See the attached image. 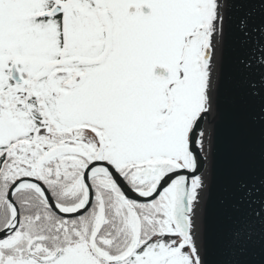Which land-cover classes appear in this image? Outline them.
Listing matches in <instances>:
<instances>
[{
	"label": "rangeland",
	"instance_id": "rangeland-1",
	"mask_svg": "<svg viewBox=\"0 0 264 264\" xmlns=\"http://www.w3.org/2000/svg\"><path fill=\"white\" fill-rule=\"evenodd\" d=\"M112 1L111 8L117 13L116 18L124 20L127 25L125 28L120 27V24L115 26L117 30L113 34L108 31L106 16L103 20L97 14H91L89 18L83 16L86 32H81L83 28L78 21L80 17H74L81 30L76 33L75 40L83 38L95 42L101 38L103 46L106 47L103 56L110 66L101 74L94 73L90 78L86 77L80 88L68 84L69 81L78 82L83 78L82 72L69 66L68 61L75 56L70 55L68 60L52 67V89L57 100L59 125L75 129L74 144H62L60 141L55 143V139L52 140L51 137L56 125L51 122L45 123L43 135L42 129L35 133V144L47 148L48 152L43 153L46 158L55 156V161L60 163L61 168L59 171L55 170L56 174H62L64 181L70 182L60 184L57 189L59 194L69 193L66 196H70L71 193L80 192L77 201L71 204L70 208L81 205L84 200V191L80 184L81 172L77 173L78 168L81 169L79 164L84 162L83 160L91 161L96 158L97 151L100 152V157L114 168L122 172L124 169L131 185L141 191L151 189L157 178L158 168L166 163L167 159L175 161L166 163L167 170L177 168L178 163L188 168L189 125L193 117L203 110L204 105L211 99V95L207 94V83L199 58L206 36L209 35L211 46L216 44L218 39L219 34H214V0ZM130 1L148 2L154 6L155 12L146 18L128 17L125 12L119 14V7L125 8ZM34 4V0H0V70L10 66L16 43L21 42L28 48H37L38 43L42 42L38 33L25 35L27 31L25 32L23 26L31 15L28 9ZM219 20L221 21L220 15ZM106 39L111 43H105ZM63 44L65 53L70 54L76 46L84 47L89 43ZM93 44L96 50L101 43ZM39 48L41 47L38 46L37 51ZM155 59L172 67L170 78L165 81H153L149 76L150 64ZM44 71L40 66L34 69L33 73L40 75ZM30 92L27 84H14L8 91L0 92V143L15 140L26 134L29 121L20 112L18 105ZM201 136V146L205 151L204 133ZM31 160L33 162L23 168L30 171H19L17 174H38L36 159ZM102 172L101 175L93 177L94 201L89 214L58 224L74 238H79L86 230H99L105 222L102 217L105 215V206L110 204L112 212L119 217L121 227L118 230L129 232L124 234L128 238L126 244L121 246L125 238L117 248V254L121 256L133 245L141 243L149 234L155 237L157 231L152 228L151 231L148 230L147 221L144 224L140 219L142 217H138L139 210H142L140 205H127V208L120 196H117L120 202L118 205L106 199V196L112 198L116 191ZM200 176L192 179L190 192L192 202L198 205L202 187ZM166 197L161 195L157 201L150 204V211L144 210L150 214H158V208L161 207L166 217L161 219L162 223H166L165 227L161 225V232L173 233L175 230L169 217L170 200ZM108 236L113 239V244H110V240L106 241L108 246L114 247V243L118 242L117 238L115 237L114 241L111 235ZM172 237L162 244L165 251H161V257L148 255L151 256V264H197V248L192 242L179 234ZM76 245L77 241L71 243L72 258L78 264H84L87 257L85 254L81 256V251L74 250L79 248ZM8 261L10 262L9 256L5 262Z\"/></svg>",
	"mask_w": 264,
	"mask_h": 264
},
{
	"label": "water",
	"instance_id": "water-1",
	"mask_svg": "<svg viewBox=\"0 0 264 264\" xmlns=\"http://www.w3.org/2000/svg\"><path fill=\"white\" fill-rule=\"evenodd\" d=\"M126 11L150 16L154 7L146 2L129 3ZM58 12L55 6L41 15L51 17ZM209 39L207 35L200 55L203 70L213 55ZM215 57L211 99L188 129L189 169L179 164L178 170L158 171L153 189L143 193L133 190L108 162L97 158L83 171L85 199L75 208L56 203L41 181L18 178L7 190L12 216L0 230V239L9 235L19 221L13 199L16 190L32 187L55 214L77 217L91 206L93 190L89 178L102 168L124 198L136 202H149L174 186L170 219L176 232L191 241V178L200 176L208 164L197 264H264V0H221ZM149 73L157 79H167L172 70L165 63L153 61ZM10 79L14 83L24 80L16 60L10 65ZM205 123L210 127V142L204 151L199 139Z\"/></svg>",
	"mask_w": 264,
	"mask_h": 264
},
{
	"label": "trees",
	"instance_id": "trees-1",
	"mask_svg": "<svg viewBox=\"0 0 264 264\" xmlns=\"http://www.w3.org/2000/svg\"><path fill=\"white\" fill-rule=\"evenodd\" d=\"M42 9L44 8L39 7V9L32 11L29 18L23 24L25 32L27 31L25 35L28 33L31 35L39 34L42 41L37 45V48L38 46L41 47L39 48V51H37L36 47L28 48L27 45L19 42L15 44L11 54L12 59H16L18 66L24 75L25 79L22 85H29L31 90L30 94L24 97L18 105V109L25 115L29 124L25 135H22L15 140L0 143V229L6 225L10 218V208L5 197L6 191L13 180L22 176L21 174H17L19 171H30L24 170L23 168L28 167V165L33 162L31 159H36L35 164L38 167V174L32 173L30 175L43 181L47 185L53 198L58 203L62 205H71L74 204L77 201L78 196H80L79 191L71 193L72 195L70 196H66L69 193L66 195L59 194L57 189L60 187V184L65 185L70 182L64 181L62 174H56L55 170L59 171L61 167H59L60 163L55 161L57 160L55 156L54 158H46V154L43 153H46L47 148H41L39 145L35 144V133L37 130L42 129L41 134L43 135V127L46 122H51L56 125L51 137L52 140L55 139V143L60 141L62 144H74L73 132L75 131L73 128H65L59 125L57 100L54 90L52 89V82H54L52 76L54 75V69L52 68L53 65L58 61L63 62V60L70 56L65 53L63 43H49L54 40L58 42V40L61 39L59 32L61 15H56L54 17L40 16L39 11ZM53 26L58 28V31H56L54 35H52L50 30ZM93 48L94 45L90 43L85 47V53H80L81 48H79L76 51V54H78L77 56L94 57L97 54H92ZM40 66H42V69L45 71L40 75H35L33 70L38 67L40 68ZM84 67L89 68L87 73H89L90 75H88L91 77L95 70H91L88 65ZM0 71V92H6L14 85V83L9 76V67ZM68 139H70L69 142L65 143ZM126 179L128 180L127 177ZM92 182L95 183L93 180ZM49 184H52L53 186ZM133 187L137 188L136 186ZM109 193L112 195L111 192ZM106 199L111 201L118 200L117 197L109 198L108 196H106ZM14 200L18 204L20 212V226L18 230L16 229L14 233H12L15 234L14 237L12 236L13 243L0 245V264H4V260L8 256L18 252L14 247L19 246L20 241L26 237L27 232H30L31 236H34L36 232H39L40 238L50 239L51 236V238L56 240L60 239L62 234H70L59 226L58 222L77 220L76 218H61L52 213L41 196L31 188L18 190L14 194ZM155 201L145 204L134 203V206H141L140 209L142 210H139L138 217H142L140 219L144 224L147 221L149 226L148 230L151 231L152 228V230L155 229V231H157L155 237L154 235L149 234L139 246L140 251L138 253L141 252L140 254H142L146 251V256L143 255L144 257H141V259L145 258L143 262L141 260V264H151V256H148L150 254L156 255V258L161 257V251H165L162 244L167 242L170 238H173L172 236L178 235L175 231H173V233L161 232V225L164 227L166 226V223H162L161 221L162 217L166 218L165 214L161 211V207L158 208V214L152 213L153 215L144 210L147 209L150 211L148 207H150V204H153ZM105 207V215L103 216L105 222L101 224L99 230H101V232L109 233L107 236L111 235V237L114 238V241L115 237L117 238L118 242L117 244L116 242L114 243V248H119L122 240L126 238L124 244L121 245L124 246L128 239L124 234L129 232L118 230L121 227L118 222L119 217L112 212V206H110V204H107ZM151 224L153 225L152 227ZM140 228L142 229L143 227ZM20 232L26 233L25 235H22ZM66 238L72 239V236L68 235ZM168 246L169 245H167V247ZM111 248L113 247L111 246ZM131 264L134 263L132 262Z\"/></svg>",
	"mask_w": 264,
	"mask_h": 264
},
{
	"label": "flooded vegetation",
	"instance_id": "flooded-vegetation-1",
	"mask_svg": "<svg viewBox=\"0 0 264 264\" xmlns=\"http://www.w3.org/2000/svg\"><path fill=\"white\" fill-rule=\"evenodd\" d=\"M34 2L35 4L28 10L34 11L39 9V7L44 8L41 11L49 10L54 5H57L59 7V13L57 15H61V24L59 28L61 39L58 40V42L54 40L49 43H101L100 46L96 48V50L95 47L93 48L92 54H97L94 57L77 56V50L74 49L72 52V56L75 57L74 59L68 61L71 68L79 72H83L86 77L90 78V74L87 73L89 68L84 66L88 65L91 70H95V74L103 73L104 69L110 66L106 57H102V54L106 47H103V40L101 38L95 40V42L87 41L83 38L82 40H75L77 36L76 33L80 32L81 30L78 24L75 23L74 17H80L78 18V21L83 28V31L81 32H86V29L83 25V16L89 18V15L91 14H97L99 15V17L101 16L102 20L104 16H106V22L110 26V29L115 28L114 32L117 30L115 26H118L119 24L121 25L120 27L125 28L127 25L124 23V20L121 21L119 18H116L118 17L117 13H115V11L111 8V4L113 2L112 0H34ZM130 2L125 5V8H123V6H120L118 13L122 14L123 12H125L126 6ZM124 14L127 15L126 12ZM127 16H138L146 18L141 16L138 11ZM50 30L52 35H54L55 32L58 31V28L56 26H53ZM105 43H111V41L106 39ZM126 43L128 42L126 41ZM85 52V49L81 50V53ZM68 57L65 60H68ZM84 80H80V83L82 84ZM81 84H79L75 88H80ZM113 195L121 197L118 192L114 193ZM121 200L127 208V205H131L130 202L123 199ZM118 204L119 203H117V205ZM89 211L90 210H88L84 215H86L87 213L89 214ZM19 226L20 222L17 226L18 228H16L17 230L19 229ZM20 233L22 235H25L26 232ZM26 234V237H24L23 240L20 241L19 246L14 247V249L18 250V252H15L9 256L10 262H5V259L4 264H78L71 255V251H73V249L71 243L69 242L70 238H66V236L70 234H62L61 238L56 240L51 238V236L50 239L40 238L39 232H36L34 236H31L30 232H27ZM107 234L109 233L104 234L101 232V230L96 229L94 232L84 231L79 236L76 245L79 248H76L74 250L81 251V256H84L85 254V256L87 257V261L84 264H131L132 262L134 264H141V260L142 262L143 260H145V258L141 259V257L146 256V251L142 254H140L141 252L138 253L140 251L139 246L144 242L145 239H143L141 243L133 245L129 251L123 253L121 256H118L117 249L112 250L107 246L108 243L106 241L113 240L109 238ZM14 235L15 234H10L9 236L1 239L0 245L13 243Z\"/></svg>",
	"mask_w": 264,
	"mask_h": 264
},
{
	"label": "bare ground",
	"instance_id": "bare-ground-1",
	"mask_svg": "<svg viewBox=\"0 0 264 264\" xmlns=\"http://www.w3.org/2000/svg\"><path fill=\"white\" fill-rule=\"evenodd\" d=\"M213 5L215 9V19H216V29L214 31V34H219L218 39L216 44L219 43L220 39V20H219V15L221 19V0H214V3L212 4V10H213ZM215 40V36H214ZM215 43V42H214ZM216 44L212 45V52L213 55L210 58V61L207 63L205 70H204V77L207 83V94L210 96L212 95V87L214 83V78H215V62H216V57H215V49H217ZM209 98V97H208ZM202 133H204V141H205V147L208 148L209 145V134H210V127L205 123L204 126L202 127ZM201 138L200 136V143H201ZM208 164H206L205 169L201 173L200 176V185L202 184L201 187V193H200V203L199 205L196 202H192V237H191V242L192 245H194L195 248H197V252H199V231H200V216H201V205H202V200L204 196V186L206 183L207 179V170H208ZM202 195V196H201Z\"/></svg>",
	"mask_w": 264,
	"mask_h": 264
}]
</instances>
